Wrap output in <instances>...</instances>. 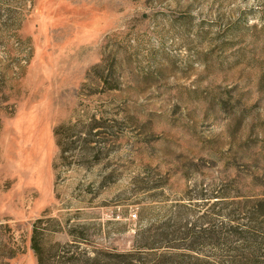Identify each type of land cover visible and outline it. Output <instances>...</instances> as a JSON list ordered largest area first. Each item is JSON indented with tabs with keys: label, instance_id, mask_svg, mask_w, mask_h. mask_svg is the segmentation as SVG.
Instances as JSON below:
<instances>
[{
	"label": "rangeland",
	"instance_id": "1",
	"mask_svg": "<svg viewBox=\"0 0 264 264\" xmlns=\"http://www.w3.org/2000/svg\"><path fill=\"white\" fill-rule=\"evenodd\" d=\"M260 203L264 0H0V264H38L35 226L109 264L169 220L264 264Z\"/></svg>",
	"mask_w": 264,
	"mask_h": 264
},
{
	"label": "trees",
	"instance_id": "2",
	"mask_svg": "<svg viewBox=\"0 0 264 264\" xmlns=\"http://www.w3.org/2000/svg\"><path fill=\"white\" fill-rule=\"evenodd\" d=\"M258 216L264 220L263 203L258 207ZM140 223L135 230L132 250L123 253L109 251V264H220L218 259L211 260L206 255L208 249L219 246L221 230L218 227L197 230L179 227L172 220L147 225ZM246 234L244 231L236 234V241H255ZM42 236L35 226L31 248L38 264H80V254L66 250L49 252Z\"/></svg>",
	"mask_w": 264,
	"mask_h": 264
}]
</instances>
